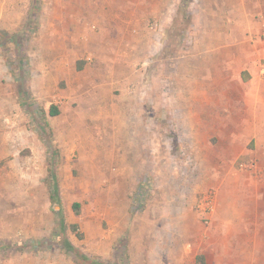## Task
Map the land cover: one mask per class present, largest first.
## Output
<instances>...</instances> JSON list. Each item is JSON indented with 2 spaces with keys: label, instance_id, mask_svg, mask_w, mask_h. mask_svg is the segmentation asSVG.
<instances>
[{
  "label": "rangeland",
  "instance_id": "obj_1",
  "mask_svg": "<svg viewBox=\"0 0 264 264\" xmlns=\"http://www.w3.org/2000/svg\"><path fill=\"white\" fill-rule=\"evenodd\" d=\"M67 4L74 11L76 4L89 1L0 0V264H146L150 259L194 264L192 248L181 255L184 233L171 231L169 238L149 233L146 240L127 232L128 246L133 245L129 254L121 248L119 223L122 197L133 192L135 179L149 198L167 192L183 205L193 200L196 213L199 199L211 193L213 215L218 207L214 183L247 170L239 160L221 172L192 156L193 139L202 146L207 139L211 150L216 144L213 137L190 135L193 125L208 121L189 118L201 105L183 102L184 80L178 78L179 65L187 64L184 55L201 49L194 48L202 42L197 33L204 25L191 21L198 8L187 3L172 23L132 24L136 38L117 39L105 31L113 25H88L90 31L84 32L77 30L83 23L66 22L78 19L73 15L63 14L64 22H56L55 11ZM252 11L264 23V6ZM122 90L133 96L131 101H120ZM52 106L58 115H51ZM120 107L129 144H117ZM48 171L58 181L63 230L60 208L48 199ZM74 203L80 208L76 212ZM225 208L223 201L217 209L221 220ZM209 222L201 219L195 232L202 242L210 237ZM237 244L234 236L220 245V264H238L232 262L241 260ZM251 245L241 244L240 264H264V248L258 255ZM123 250L126 255L120 257Z\"/></svg>",
  "mask_w": 264,
  "mask_h": 264
},
{
  "label": "crops",
  "instance_id": "obj_2",
  "mask_svg": "<svg viewBox=\"0 0 264 264\" xmlns=\"http://www.w3.org/2000/svg\"><path fill=\"white\" fill-rule=\"evenodd\" d=\"M88 1V5L76 4L74 11L68 10L71 5L61 6L55 11L56 22H64L61 18L63 14L66 17L73 15L78 19L67 18L66 22L83 23L84 26L78 27L77 30L85 32L90 31L88 25L108 24L113 25L105 28L111 37L135 39L132 34V24L146 23L151 19H162L165 23H172L178 19L179 9L186 7L187 3L198 8L191 21L204 25L198 33L196 32L199 41L202 42L195 45L194 49H201L193 50L190 56L184 55L182 60L187 64L179 65L178 78L184 80L181 84L184 88L183 102L201 105L195 107L193 113L190 112L189 118L208 121L193 125L189 131L190 135L213 137L216 144L211 150L207 139L206 142L203 141V146L193 139L190 147L192 156L199 165L209 164L212 168H220L221 172L231 168L239 160L244 162L241 166L247 168L246 172H238L236 179L214 183L218 185L217 209L224 201L226 215L225 219L221 220V214L217 209L213 215H207L211 231L210 237L204 242L195 233L201 230L200 221L204 219V215L193 211V200L183 205L179 198L170 197L167 192L149 198L146 192L143 193L140 187L137 188L139 180L135 179L133 192L128 193L127 199L122 197L121 201L120 214L123 220L119 223V228L121 227L120 236L124 235L120 243L123 244L121 248L131 249L133 246L132 243L128 246L125 237L127 232V235L130 232L139 233L142 239L148 240L149 233L160 232L162 238H169L170 232L176 231L184 233L182 237L184 248L180 249L181 255L184 254V250L192 248L194 264L197 256L204 258V264H220L223 257L220 245L234 236L238 242L237 256H240L241 260H232V262L237 261L240 264L243 260L240 255L243 252L241 244H252V248H256L259 255L260 246L264 248V179L259 182V177L264 175V173L259 174L264 167V74L261 71L264 49L260 41L263 22H259V17L255 19L252 10L264 6V1L98 0L93 3ZM65 8L67 10L64 11ZM134 33H137V30ZM195 40L198 39L195 37ZM202 59H205L204 64L200 63ZM76 69L81 71L82 68L79 65ZM124 84H126L125 88L129 87L127 86L129 81ZM127 94L123 91L120 101H131L133 96ZM68 98L73 100L71 96ZM122 109L123 107H120L117 111V144H129V132ZM51 110V115L59 114L57 107L52 106ZM135 166H138L137 163ZM48 173H51L47 184L48 199L60 208L56 175L54 172L48 171ZM65 183L63 181V184ZM144 183L148 181L145 180ZM221 190L223 195H218ZM72 209L75 212L79 210V204L74 203ZM60 211L61 208L58 212L59 229L63 230ZM72 226L76 229L73 230ZM70 229L76 232L78 226L73 224ZM152 245L148 243L147 247ZM36 246L38 247L39 243H36ZM64 246L86 260L70 245L65 243ZM129 249L128 253L132 254ZM218 250L220 256L215 261L213 257ZM118 254L120 257L125 256L126 251L123 250ZM88 262L107 264L99 261ZM164 263L163 259L157 263L150 259L146 264ZM117 264L124 263L117 260Z\"/></svg>",
  "mask_w": 264,
  "mask_h": 264
},
{
  "label": "built area",
  "instance_id": "obj_3",
  "mask_svg": "<svg viewBox=\"0 0 264 264\" xmlns=\"http://www.w3.org/2000/svg\"><path fill=\"white\" fill-rule=\"evenodd\" d=\"M260 41L264 47V23L262 25V30L260 33ZM261 71L264 74V60L261 64ZM196 210L199 214H203L205 222L207 223V215L214 212V199L213 194L208 193L203 195L196 204Z\"/></svg>",
  "mask_w": 264,
  "mask_h": 264
},
{
  "label": "trees",
  "instance_id": "obj_4",
  "mask_svg": "<svg viewBox=\"0 0 264 264\" xmlns=\"http://www.w3.org/2000/svg\"><path fill=\"white\" fill-rule=\"evenodd\" d=\"M73 230L76 229L75 226H72ZM98 264V263H95ZM195 264H204V258L202 256H197L195 259Z\"/></svg>",
  "mask_w": 264,
  "mask_h": 264
},
{
  "label": "bare ground",
  "instance_id": "obj_5",
  "mask_svg": "<svg viewBox=\"0 0 264 264\" xmlns=\"http://www.w3.org/2000/svg\"><path fill=\"white\" fill-rule=\"evenodd\" d=\"M137 138V137H136Z\"/></svg>",
  "mask_w": 264,
  "mask_h": 264
}]
</instances>
